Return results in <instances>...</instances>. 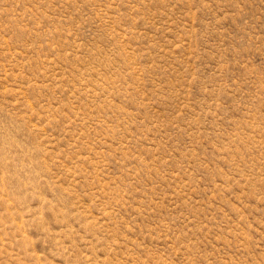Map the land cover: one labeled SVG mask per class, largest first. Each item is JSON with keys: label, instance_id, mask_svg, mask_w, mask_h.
<instances>
[{"label": "rangeland", "instance_id": "1", "mask_svg": "<svg viewBox=\"0 0 264 264\" xmlns=\"http://www.w3.org/2000/svg\"><path fill=\"white\" fill-rule=\"evenodd\" d=\"M0 264H264V0H0Z\"/></svg>", "mask_w": 264, "mask_h": 264}]
</instances>
